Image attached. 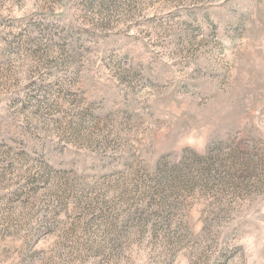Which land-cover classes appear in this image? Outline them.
<instances>
[{
	"label": "rangeland",
	"instance_id": "obj_1",
	"mask_svg": "<svg viewBox=\"0 0 264 264\" xmlns=\"http://www.w3.org/2000/svg\"><path fill=\"white\" fill-rule=\"evenodd\" d=\"M0 264H264V0H0Z\"/></svg>",
	"mask_w": 264,
	"mask_h": 264
}]
</instances>
